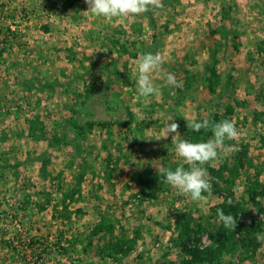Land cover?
<instances>
[{"label": "rangeland", "instance_id": "obj_1", "mask_svg": "<svg viewBox=\"0 0 264 264\" xmlns=\"http://www.w3.org/2000/svg\"><path fill=\"white\" fill-rule=\"evenodd\" d=\"M154 8L151 23L146 12L97 17L85 0H0L12 32L0 60V264H180L193 248L213 252L206 264H264V0ZM226 30L236 50L216 55ZM147 52L162 57L152 74L161 94L145 98L136 60ZM193 118L239 131L204 165L216 185L203 201L161 175L182 163L164 125L173 119L188 140ZM72 124L94 125L77 136ZM204 131L189 141L206 142ZM229 206L256 241L239 234L219 247L217 208Z\"/></svg>", "mask_w": 264, "mask_h": 264}, {"label": "clouds", "instance_id": "obj_2", "mask_svg": "<svg viewBox=\"0 0 264 264\" xmlns=\"http://www.w3.org/2000/svg\"><path fill=\"white\" fill-rule=\"evenodd\" d=\"M88 10L97 17L107 20L113 18H134L150 10V7H163L162 0H85ZM162 66V57L159 53H142L136 60V84L138 95L149 97L160 95L161 89L153 83L152 74L158 73ZM167 84L173 87H182L173 73L166 74ZM171 123L164 125V136H171L176 155L182 160L174 170H161L163 182L177 189L181 194L190 196L192 201L206 199L204 193H211L212 184L209 173L204 167L210 161L219 158L220 150H227L226 141L234 140L239 136L235 124L228 119L219 122L204 118L197 121L195 118L186 119L187 128L191 132H200L202 129L211 131L212 136L206 142H191L179 138V124L171 119ZM185 164L188 165L185 168ZM232 203L231 200L228 201ZM217 217L223 226L229 230L237 227V218L232 214H225L222 208H217ZM260 219L264 220V216ZM258 241H264V234L257 233Z\"/></svg>", "mask_w": 264, "mask_h": 264}, {"label": "trees", "instance_id": "obj_3", "mask_svg": "<svg viewBox=\"0 0 264 264\" xmlns=\"http://www.w3.org/2000/svg\"><path fill=\"white\" fill-rule=\"evenodd\" d=\"M169 0H162V4L165 5V3H167ZM71 3L70 2H67L65 4H63V11H66L68 8L71 7ZM154 10H157V8H154ZM228 13H226L227 15ZM146 16L149 18L150 22L152 23L153 21V18H152V12L151 11H147L146 12ZM227 19H230L231 20V16H226ZM226 17H224V19H226ZM232 22V21H231ZM234 30H226V32H223L222 33V42L223 44H219V47L215 50L217 51L216 52V55L220 52L222 53V51H228L230 49V47L234 50L236 48V46L233 44V40H234V34L233 32ZM12 33L10 32L9 30V27H3V26H0V44H2V48H0V60L3 59V56L6 54V52L8 50H10V47H11V41H10V38L8 37V34L7 33ZM13 36V34H12ZM231 42H230V41ZM229 41V42H227ZM228 43H230L229 45H227ZM223 45V46H222ZM222 46V47H221ZM230 46V47H229ZM236 50V49H235ZM230 51V50H229ZM220 61H217V59H215L213 65H211L209 67V72L211 73V77L208 78L207 80H209L210 82H212V77L214 76L215 77V71H216V66L217 64H219ZM101 82H97L96 84H100ZM95 84H87V89L91 90L93 88ZM209 88L211 90H213V87L211 85H209ZM186 123V122H185ZM68 124V123H67ZM93 125L94 124H86L84 126H80V125H76V124H72V126H69L70 128H73L74 130H76L75 132V135H80V134H83L85 132L86 129L88 130H91L93 128ZM187 125V123H186ZM185 128V127H184ZM185 131L187 130V134L190 135V137H188V141L192 139H196V137L198 138L199 135L203 132V130H201L200 132H191L189 131L188 128L184 129ZM205 132V131H204ZM74 134V133H73ZM208 134V133H207ZM263 140V145H264V138H262ZM259 167L260 169L264 170V164L263 163H260L259 164ZM235 168L231 169L232 171H235L234 170ZM213 169H211L212 171ZM219 171H223V172H227L229 171V168L227 166V164L224 162L223 165L219 168ZM212 184L213 185H216L213 181H212ZM254 185V184H253ZM252 185V190H251V194L253 195V197H257L259 194H256L255 192V186ZM263 185V184H261ZM68 195V194H67ZM228 196V195H227ZM67 198H71V196H67ZM64 200V198H63ZM228 213H231L234 217L237 218V212L234 208H232L231 206L228 207ZM222 227V228H221ZM245 228H243L242 226L240 227L239 224L237 223V227L235 230H227V229H223V224L222 222L219 224V227H218V230L221 232V241H220V244H219V247L221 249H225L226 248V244H228V242H232V239H234V235H239V234H248V236L250 235V239L252 241H256L255 237H253V234L255 233L256 230V227L254 225H251V224H248L246 226H244ZM96 230H101L102 229V226H97V228H95ZM244 229V230H242ZM243 237V235H242ZM241 237V241L244 242V240L246 239H242ZM249 240H247L248 242ZM187 255L182 259L181 263L180 264H206V262H208L209 260L208 259H213L214 256H213V252L209 249V248H206V249H197V248H193V249H189L187 252ZM212 264V263H210Z\"/></svg>", "mask_w": 264, "mask_h": 264}]
</instances>
